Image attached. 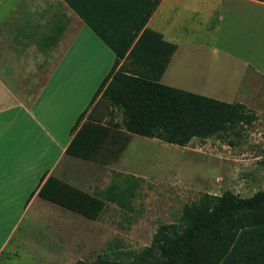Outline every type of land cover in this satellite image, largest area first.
I'll return each instance as SVG.
<instances>
[{"label": "crops", "instance_id": "obj_1", "mask_svg": "<svg viewBox=\"0 0 264 264\" xmlns=\"http://www.w3.org/2000/svg\"><path fill=\"white\" fill-rule=\"evenodd\" d=\"M61 1L65 9L56 13L64 22L59 24L56 19L52 26L57 30L61 25L58 37L48 48L40 46L45 53L42 67L33 61L31 42L25 44L18 28L6 25L17 6L4 8L5 0L0 1V257H21L22 264H38L36 257L47 264L77 261L85 252L86 239L95 236L96 225L110 218L108 209L120 208L102 199L103 208L96 212L95 206L91 209L86 205L84 195L79 196L69 186L93 196L112 183L126 187L133 182L130 176L143 178L148 174L143 155L131 151L135 133L123 128H112L121 140L128 137L119 152L108 140L93 145L91 141L78 143L75 152L86 156L67 152L87 120L92 97L111 69L115 53ZM245 7L250 14H244L240 21L236 14ZM261 8V0H160L146 27L176 45L164 71L160 72L143 51L121 64L161 83L224 99L226 94L210 92L203 80L209 79V63L216 62L218 70L227 63L236 68L234 64L244 62V56L241 46L221 43V33L235 24L247 25L252 30L247 40L257 43L264 39L259 34L260 14H256ZM26 30L32 32L31 27ZM9 35L15 43L7 39ZM163 48L166 52L168 46ZM245 73L235 77L237 84L227 96H238L247 104L256 90L249 85L253 89L250 98L240 94ZM219 84H224V79H219ZM86 109L87 114L73 131ZM140 140L151 144L160 141L147 136ZM42 189L46 196L41 195ZM74 224L81 229L70 232ZM39 225L40 235L33 238Z\"/></svg>", "mask_w": 264, "mask_h": 264}, {"label": "trees", "instance_id": "obj_2", "mask_svg": "<svg viewBox=\"0 0 264 264\" xmlns=\"http://www.w3.org/2000/svg\"><path fill=\"white\" fill-rule=\"evenodd\" d=\"M64 1L115 53L111 69L92 97L89 112L84 110L72 128L76 130L88 112L68 153L86 156L75 152L78 143L91 141L93 145L105 140L121 151L128 137L121 140L112 128L184 147L197 138L238 134L258 119L243 102H228L167 85L121 64L123 59L143 51L160 72L164 71L176 45L146 27L160 0ZM60 30L61 25L48 41L56 40ZM162 45L168 46L166 52ZM115 111L121 112L120 122L114 119ZM260 164L264 171V158ZM130 177L133 182L126 187L115 182L96 196L69 187L79 196L84 195L86 205L91 209L95 206L96 212L103 208L102 199L116 202L123 209L125 197L134 200L142 181V177ZM40 193L46 196L43 189ZM63 204L82 212L68 202ZM71 264L89 263L79 259ZM93 264H264V188L250 196L230 189L221 194L205 192L196 201L186 203L176 221L160 224L151 243L132 252L128 262L99 257Z\"/></svg>", "mask_w": 264, "mask_h": 264}, {"label": "rangeland", "instance_id": "obj_3", "mask_svg": "<svg viewBox=\"0 0 264 264\" xmlns=\"http://www.w3.org/2000/svg\"><path fill=\"white\" fill-rule=\"evenodd\" d=\"M3 6L9 9L17 6L6 25L18 28L25 44L26 41L31 42L34 51L31 55L35 57L33 61L42 67L45 53L40 46L43 44L48 48V37L55 32L56 27L52 25L57 21H60L59 24L64 22L60 13H56V10L64 11L62 1L5 0ZM244 14H250L247 7L236 15L243 21ZM256 14H260L262 28L259 34L264 38V9L261 8L260 13ZM29 27L32 28L30 34L26 30ZM251 33L252 30L247 25L239 27L238 24L222 31L220 42L241 46L246 64L239 62L233 68V64L227 63L218 70L214 66L216 62L209 63V79L203 80L208 83L210 92L226 94L224 99L220 95L210 97L242 102L238 96L227 95L231 94L232 88L237 84L235 77L246 72V81L240 87V94H246L250 98L253 89L249 85L255 88V95L251 96L246 105L257 113L258 119L245 126L238 134H229L223 138H197L184 147L163 140L159 144L143 143L140 140L143 136L134 134L130 144L131 151L143 155L148 174L143 176L134 200L125 197L126 207L108 209L110 218L108 217L107 222L96 225L95 236L90 240L86 239L85 252L79 259H84L89 264L95 263L99 257L128 262L132 252L151 243L160 224L176 221L183 206L196 201L203 193L221 194L230 189L242 196H250L264 188V171L260 164V160L264 158V39L257 43L247 40V35ZM7 39L12 44L16 41L11 35ZM219 79H224L221 86ZM121 118V112L115 111L114 119L120 122ZM131 208L133 209L130 210ZM39 228L40 225L33 231V238L40 235ZM70 229V232L81 229V225H70ZM36 258L38 264H47ZM22 262L21 257L9 258L5 254L0 257V264Z\"/></svg>", "mask_w": 264, "mask_h": 264}]
</instances>
